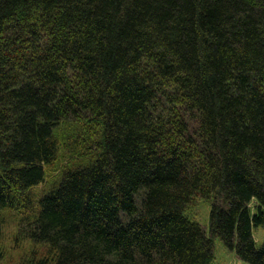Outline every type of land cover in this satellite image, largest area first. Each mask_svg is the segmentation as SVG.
Returning <instances> with one entry per match:
<instances>
[{"label": "trees", "instance_id": "obj_1", "mask_svg": "<svg viewBox=\"0 0 264 264\" xmlns=\"http://www.w3.org/2000/svg\"><path fill=\"white\" fill-rule=\"evenodd\" d=\"M69 125L94 159L35 203ZM34 204L25 264H264V0H0V215Z\"/></svg>", "mask_w": 264, "mask_h": 264}, {"label": "rangeland", "instance_id": "obj_2", "mask_svg": "<svg viewBox=\"0 0 264 264\" xmlns=\"http://www.w3.org/2000/svg\"><path fill=\"white\" fill-rule=\"evenodd\" d=\"M83 131L76 125L66 126L63 130H56L59 143L58 155L55 162L46 167L45 181L32 191V199L35 203L44 193L59 183L63 172L69 167L91 164L95 151L89 158L87 147L93 143L94 138H87V134H84ZM75 144L77 149L74 148ZM33 206V209L22 206L17 209H8L0 215V264H25L32 260L34 255L36 258H41L49 254L44 245L35 244L19 236L24 219L27 217L33 219L35 216L37 206L35 204ZM210 213V204L202 199L196 200L186 211L190 219L205 225L207 230L210 229ZM253 235L257 246L263 245L264 225L254 228ZM214 244V259L211 264H247L240 262L235 254L226 249L219 239H215Z\"/></svg>", "mask_w": 264, "mask_h": 264}]
</instances>
